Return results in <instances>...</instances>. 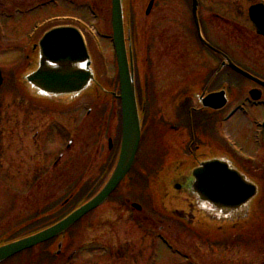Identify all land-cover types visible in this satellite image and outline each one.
I'll use <instances>...</instances> for the list:
<instances>
[{
	"label": "flooded vegetation",
	"instance_id": "obj_1",
	"mask_svg": "<svg viewBox=\"0 0 264 264\" xmlns=\"http://www.w3.org/2000/svg\"><path fill=\"white\" fill-rule=\"evenodd\" d=\"M79 1L0 0V41L7 39L3 36L7 23L15 22L16 32L23 27L26 17L31 12L42 13L60 6L67 8L68 5L76 10V14L55 15L33 26L34 28L41 25L42 28L33 37L30 35L31 32L28 33L27 52L22 54L26 62L23 69H26L28 75L37 69L38 44L44 34L58 27H76V23L69 22L68 17L82 19ZM152 1L153 8L150 13H145L143 23L146 25V32L143 33V40H146L148 46L159 44L161 48L157 46L156 51L149 50L153 54L149 57L148 65L149 68L152 67L155 52L162 55L161 58L166 57L167 64L173 65V71L166 70L164 74L154 75L149 73L148 69L144 84L140 90L137 87L139 105L144 104L145 107L142 146L148 147L150 144V147H159L158 142L162 140L166 145L163 138L170 134L175 136L172 146L164 148L160 145L162 149L160 154L186 155L184 159L173 161L163 168L162 171L168 175L167 178L171 176L176 183L173 186L168 182L161 183L162 189L176 187L178 182L181 185V191L175 193L176 213L181 215L178 217L188 220L191 224L195 223L198 216L202 217L199 219L202 222L212 223L213 218H207V212L197 206L199 198L191 170H196L200 162L218 159L216 156L221 155V159H229L241 172L264 184V170L261 171L263 157L261 159L259 156L250 155L264 154V114L259 113L264 109V0H196V5L194 0H151L150 3ZM126 15L130 17L128 10ZM53 18L59 19L51 22ZM44 21H47V24L44 25ZM180 33H183L186 39L179 38ZM179 45L183 46L182 58L178 50ZM228 60L239 70L230 68ZM0 68L4 76L1 64ZM140 91L143 94L139 95ZM94 92L97 98H88L89 102H77L69 107H62L63 104L59 103L32 101L28 109V119L17 118L15 129L19 131L23 130V127H28L31 133L29 145L31 153L80 155L77 156L75 167L60 168L56 163L53 168L42 165L33 168V182L29 188L32 186L37 188V194L40 195L20 209L18 205L9 209L7 219L17 221L20 210L30 218L46 219L52 213L65 215L70 213L80 200L71 194L63 201H55L53 204L50 199L52 176L55 183L62 180L64 181L62 184L68 185V188L78 190L84 185L93 189L100 183L102 178H99L98 173L93 180L87 179L89 173L86 167L91 163V159L84 160L81 154H119L122 125L120 105L115 112L120 102L110 94L115 92L107 90L101 83ZM175 93L178 94L177 98ZM149 95H153L154 101L159 104L157 110L149 109ZM169 103L174 105L173 113L172 117L166 118L162 112V105ZM84 104L96 106V109L94 111L92 108L86 109ZM18 106L19 104L16 107L20 109ZM108 106L112 114L106 120L103 119L105 114L100 113V107ZM55 135L61 139L56 138L53 142ZM51 141L53 144L49 145ZM171 148H174L175 152H170ZM35 200L38 202H34ZM110 203L111 201H108L97 209L92 217L104 211ZM120 203L127 213L134 208L129 200ZM179 204L187 209L186 215L185 209L180 208ZM52 206L55 207L52 209ZM134 210L142 214L143 207ZM98 216L100 218L102 215ZM253 216L256 217L250 226L252 229L259 226L260 219H264L259 215L258 208L257 214ZM166 218L175 224L185 225V221ZM147 219L149 218L143 217L145 222ZM85 220L75 227L81 234L92 227V222ZM164 220L166 219L159 222L162 225L159 231L167 235ZM99 221L95 220V223ZM187 229L204 236L207 235L206 232H211L203 228L197 230L190 225ZM12 232L18 233V226H15ZM144 235L147 236V233Z\"/></svg>",
	"mask_w": 264,
	"mask_h": 264
},
{
	"label": "rangeland",
	"instance_id": "obj_2",
	"mask_svg": "<svg viewBox=\"0 0 264 264\" xmlns=\"http://www.w3.org/2000/svg\"><path fill=\"white\" fill-rule=\"evenodd\" d=\"M125 2L134 21L132 23L135 27L133 36L136 43L135 72L137 87L140 90L144 84V79L147 77L146 72H148V69L149 73L154 75L156 73L162 74L166 70L173 71V65L170 66L169 63L168 65L166 57L161 58L162 55L154 52V63L149 68L148 60L150 55L153 54L149 50L156 51L157 46L161 48L159 44L148 46L146 40H143V33L146 32L145 12L150 0H125ZM79 6L82 10L83 20L88 23L91 29H85L79 24L77 25L81 28L88 48L93 55L99 81L107 90L118 92L117 64L112 44L111 0H80ZM71 14H76V10L70 5L67 8L60 6L42 13L31 12L26 17L23 27L21 26L17 30L18 32H15L17 27L15 22L7 23L3 31V36L7 39L0 41V63L7 70L5 71L7 81L0 91V242L9 231L23 222L22 219L14 222L6 219L9 209H12L15 205L22 207L40 195L37 194V188L33 186L29 188L33 182V168L38 165L53 168V163L60 155H62L59 163L60 168L75 167L77 156L80 155L31 153L29 149L31 133L28 127H23V130L20 129L19 131L15 129L17 118L20 120L28 119V105H21V109L15 106L16 100L20 99L18 100L19 103H22V101L26 103L28 99L22 91L21 82H18L20 76L18 74L26 65L25 60L22 58V50L25 53L27 52L28 33L31 32L36 23L42 22L45 18ZM94 33L98 35L101 45L92 38L91 35ZM179 38L186 39L183 33L179 34ZM182 49L183 46L179 45L178 50L181 58L183 57ZM181 62L183 63V61ZM140 94H143V92L140 91ZM177 97L178 94H176ZM149 99V109L157 110L159 104L154 101L153 95H149ZM170 101L174 103L173 100ZM84 105L86 109L92 108L93 111L96 109V106ZM118 106L119 104H117L115 112L118 111ZM162 106L165 117H172V106L174 105L169 103ZM100 113L105 114L103 119L108 120L112 110H110V106L100 107ZM259 113L264 114V109ZM56 138L61 139L55 135L53 142ZM173 138L175 136L172 134L163 138L166 145L162 140L158 142L159 147L160 145L164 148L172 146ZM53 142H49V145H52ZM156 147H150L149 144L148 147L143 146L140 149L137 163L132 172V178L136 182L135 186H131V181L126 182L120 192L113 198L117 201L128 198L132 202L141 205L143 212L139 215H142L141 219L145 216L149 218L147 222L141 221L140 216L137 215L138 213L132 212L133 210H129L127 213L116 203L115 205L110 204L104 208V211L96 213L95 217L90 218L92 221L91 229H86L84 234L78 233V230L75 229L69 234L66 238V249L63 258H60L56 263L48 255V251L51 254L57 251L56 243H54L48 248L46 247L48 251L41 247L7 264H264V219L259 220L258 228L257 226L253 229L252 227L246 228L252 230L249 232L244 230L243 235L237 233L221 234L211 231L214 233L206 232L208 235L206 237L197 231L188 230L182 224L164 220V228L168 231L166 238L174 243L173 249L182 256L188 257V260L174 254L166 244L156 239V233L159 232V227L162 226L159 222L164 219V212L159 205L165 202V200H160L164 190L160 186L159 174L167 163L182 160L186 155L160 154L162 152L161 147ZM50 148L52 149L53 146ZM171 150L170 152H175L174 148H171ZM81 155H83L84 160L91 159V163L86 167L89 173L87 179L89 180H93L92 178H95L97 173L99 178L104 173H107L108 177L118 157V154ZM252 155L259 156L261 159L263 157L264 160V154ZM188 163L189 161H187ZM261 169V171L264 170V161L261 164ZM51 182V202L65 199L70 190H68V185L62 184L64 182L62 180L58 181L60 183H55L53 176ZM125 187L127 189H124ZM40 193L42 195V192ZM260 201L258 210L260 215L264 217V190ZM34 202L38 201L35 200ZM99 214L102 215L100 218ZM21 217L22 214L20 213ZM95 220L100 221L95 223ZM153 220L157 222L154 223ZM148 232L153 237H147L143 234ZM250 234H253L254 237ZM248 238H253L254 241L247 244ZM125 246L128 249H125ZM72 254H74L73 261L69 262V256Z\"/></svg>",
	"mask_w": 264,
	"mask_h": 264
},
{
	"label": "water",
	"instance_id": "obj_3",
	"mask_svg": "<svg viewBox=\"0 0 264 264\" xmlns=\"http://www.w3.org/2000/svg\"><path fill=\"white\" fill-rule=\"evenodd\" d=\"M112 27L123 125L118 163L104 188L68 217L40 233L0 246V264L66 233L110 197L135 162L140 146L142 120L137 105L133 58H129L126 46L123 0H112ZM38 46L40 53L37 70L25 78L33 95L52 102L72 101L91 89L95 82L92 59L84 38L77 30H53L43 37ZM1 85L0 72V87ZM193 175L196 178L195 191L199 198L197 206L208 213H220L228 218H247L250 215L259 190L242 175L231 170L229 163L206 162ZM170 183L173 186L176 182L171 180ZM173 190L181 191V185L177 182ZM61 247L62 243L59 244V249Z\"/></svg>",
	"mask_w": 264,
	"mask_h": 264
}]
</instances>
